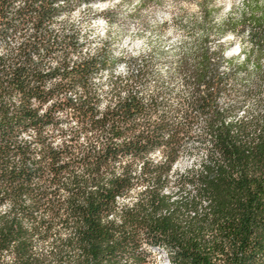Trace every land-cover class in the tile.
I'll return each instance as SVG.
<instances>
[{
	"label": "trees",
	"instance_id": "trees-1",
	"mask_svg": "<svg viewBox=\"0 0 264 264\" xmlns=\"http://www.w3.org/2000/svg\"><path fill=\"white\" fill-rule=\"evenodd\" d=\"M57 2L44 0L37 9L33 5L38 0H30L21 12V23L50 18L57 12L51 5ZM9 4L10 0H0V18L8 14ZM260 9L257 15L251 8L253 23L259 28L252 37L259 48H264V5ZM11 27L13 21L0 19V37L7 36ZM207 39L192 54L195 92L199 93L203 85L205 94L190 106L207 116L200 141L209 161L194 181L197 198L169 204L168 198L160 195L167 183L161 179L164 169H150L146 165L145 182L151 181L154 187L141 205L123 213L124 222L119 226L103 221L114 211L115 197L134 186L135 165L161 144L175 156L179 131L163 118L162 123L149 125L139 135L135 134V125L121 131L114 124L111 133L117 138L124 137L123 142L108 143L103 154L94 157L95 168L84 182L85 187L65 206L56 193L40 191L41 184L50 187L54 182L50 177L60 175L61 170L54 168L58 154H52L53 166L47 170L35 161L28 167L26 161L31 152L28 146L21 147L16 137L20 130L29 127L38 133L48 127L55 129L67 120L56 117L55 110L68 111L69 106L74 109L69 113L80 120L86 137L89 132L94 137L105 134L103 125L107 120L95 121L88 101L74 104L68 99L65 104L49 109L43 117L37 111L53 92L59 95L76 83L83 85L90 73L105 65L107 56L92 58V62L78 65L73 72L61 74L67 82L54 86L49 93L42 91V85L54 74L45 76L31 67L20 70L24 76L18 74L15 82L25 97L20 107L10 111L5 94L0 92V203L9 199L15 203L11 218L0 216V249L16 240L17 253L22 258L28 257L22 259V264H42L31 253L33 236L43 229L39 236L43 241L55 235L53 229L66 232L70 229L71 239L61 249L69 264H121L123 260L141 264L147 254L144 245L165 250L172 264H264V123L255 117L246 122H226L234 112L220 109L215 99L237 68L221 74L222 53L216 60ZM33 97L37 107L32 106ZM139 112L135 103L128 105L121 109L119 122L126 125ZM166 132L172 134L170 141L162 140ZM126 158L122 176L105 180V174L113 171L115 163ZM90 186L96 190L89 191ZM44 213L48 219L41 218L37 227V217Z\"/></svg>",
	"mask_w": 264,
	"mask_h": 264
},
{
	"label": "clouds",
	"instance_id": "clouds-1",
	"mask_svg": "<svg viewBox=\"0 0 264 264\" xmlns=\"http://www.w3.org/2000/svg\"><path fill=\"white\" fill-rule=\"evenodd\" d=\"M30 0H10L8 14L0 19L13 21L7 36L0 37V92L5 94L9 109L19 108L25 97L15 86L17 75L23 78L29 67L42 75L54 74L42 85V91L52 92L53 87L61 83L65 72L71 73L78 65L92 62V58L107 56L105 65L88 75L83 85L74 87L59 95L53 92L50 98L39 106L37 115L43 117L57 104L63 105L70 99L74 104L88 101L92 118L105 121V134L94 137L91 132L86 137L81 131V122L76 116H69L58 127L46 128L38 133L33 128L22 129L16 137L21 147L28 146L31 154L26 161L28 167L53 166L52 154H58L54 168L61 170L59 176L50 177L54 182L49 186L41 184L40 191L56 193L65 206L73 199L80 188H84L90 173L95 168L98 154L102 155L108 143L121 144L124 137L112 135L113 125L123 131L136 126L139 135L149 125L155 126L167 120L175 127L182 128V137L175 156H171L166 146L150 151L135 165L133 175L137 178L134 186L125 194L115 197V209L103 222L123 224V213L141 205L146 194L154 187L151 181L145 182L144 169L163 168L161 179L167 181L160 195L168 198L169 204H176L187 198H197L195 179L209 163L207 153L196 142L195 137L203 135L206 121H192L190 105L198 96H203L204 86L199 93L186 82L188 73L184 62L195 50V37L183 27L187 21L180 22L179 17L163 13L160 9L146 6L147 0H86L77 7L66 8L65 0L53 3L52 8L63 9L44 20L30 19L21 23V12ZM44 0L33 5L39 9ZM15 19L13 20V18ZM199 35V33H197ZM232 35V39L237 36ZM74 37V45L72 46ZM242 51L252 47L250 30L239 36ZM241 59H244L242 57ZM252 71V65H249ZM58 73V74H57ZM241 91L248 95L233 93L225 96L223 108L236 107L227 123L246 122L254 117L264 123V83L254 78L244 82ZM29 85V87H33ZM79 97V100H78ZM135 103L140 112L126 125L119 122L121 109ZM33 107H37L33 97ZM74 109L69 106L67 109ZM55 116L64 119V110H55ZM172 134L164 133L163 141H170ZM20 157H16L19 167ZM127 158L118 160L113 171L105 174V180L113 176L121 177ZM104 171L103 168L100 169ZM95 191V187H89ZM27 203V201H26ZM15 203L5 200L0 203V216L11 218ZM48 219V214L37 217ZM31 230V229H30ZM55 235L40 240L43 229L33 236L31 253L42 264H69L61 249L71 239L69 231L53 229ZM18 241L13 240L0 249V264H22L23 258L17 253ZM65 252L68 250L65 248ZM146 264H172L166 255H158L152 249H146Z\"/></svg>",
	"mask_w": 264,
	"mask_h": 264
},
{
	"label": "rangeland",
	"instance_id": "rangeland-1",
	"mask_svg": "<svg viewBox=\"0 0 264 264\" xmlns=\"http://www.w3.org/2000/svg\"><path fill=\"white\" fill-rule=\"evenodd\" d=\"M86 2V0H65V7L72 8L79 6L80 3ZM258 4V7H255ZM264 5V0H147L146 6L149 8L160 9L163 13L171 14L179 17V21H187L183 24V27L188 29L190 34L195 37L194 47L197 50L202 40L207 39V46L210 51L214 53L213 56L216 60L218 55L222 53L220 60L219 72L226 74L231 71L232 68H237L234 75L229 77L224 83L225 86L216 96V104L220 109L227 110L232 109L235 112L238 105H233L229 108H223V101L225 96L232 95L233 93L239 95H248V92L241 91L246 80L254 78L258 83H264V48H259L253 39V32L258 31V27L255 26L251 17V8L255 10V14H260V6ZM251 7V8H250ZM63 9H57L56 14ZM246 30H250L252 47L242 51V54H238V48H241V44L244 41L239 39ZM199 33V35H197ZM237 36V39H232V35ZM74 38V37H73ZM74 41V39H73ZM72 46L73 43H72ZM239 46V47H238ZM185 59L184 70L188 73L186 82L193 86L196 91V82L192 75L194 69V54ZM244 57V59H241ZM249 65H252V71H249ZM197 97L193 100L196 101ZM191 120L192 121H206L207 116L199 113L191 106ZM65 111V117L63 120L68 119L69 111ZM234 114V113H233ZM169 122V121H168ZM173 128L178 132V146L180 139L179 133L183 131L182 128L175 127L173 123L169 122ZM206 123L203 125V134L205 131ZM198 135L195 137L196 142L201 145V148L205 151L201 143V137ZM145 249H152L158 255H166L165 250H157L149 245L143 246ZM121 264H135L133 262H127L123 260ZM141 264H146L143 262Z\"/></svg>",
	"mask_w": 264,
	"mask_h": 264
},
{
	"label": "bare ground",
	"instance_id": "bare-ground-1",
	"mask_svg": "<svg viewBox=\"0 0 264 264\" xmlns=\"http://www.w3.org/2000/svg\"><path fill=\"white\" fill-rule=\"evenodd\" d=\"M58 3V2H57ZM239 47V46H238ZM237 53L238 54H241L242 56H243V54H242V49L241 48H238V50H237ZM165 253H166V256L168 257V254H167V252L165 251ZM169 258V257H168Z\"/></svg>",
	"mask_w": 264,
	"mask_h": 264
}]
</instances>
